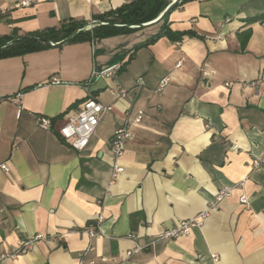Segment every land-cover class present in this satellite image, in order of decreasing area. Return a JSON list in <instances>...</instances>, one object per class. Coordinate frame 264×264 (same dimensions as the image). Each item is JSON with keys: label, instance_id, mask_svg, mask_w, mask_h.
Listing matches in <instances>:
<instances>
[{"label": "crops", "instance_id": "0c3cea01", "mask_svg": "<svg viewBox=\"0 0 264 264\" xmlns=\"http://www.w3.org/2000/svg\"><path fill=\"white\" fill-rule=\"evenodd\" d=\"M20 1L0 0L9 29L0 37L60 28L67 19L90 29L97 16L135 0L17 8ZM167 25L184 34L179 42L161 37L134 52L161 22L0 59V166L9 168L0 169V264H264V0L182 1ZM117 63L129 95L116 98L114 79L92 82L113 108L77 151L58 130L82 109L92 72ZM139 79L145 86L136 94ZM130 108L131 119L140 109L145 115L116 158L111 140ZM38 116L52 118V129L38 127ZM115 164L124 171L113 181ZM200 214L201 226L161 238ZM37 234L47 238L12 257ZM136 244L143 249L129 257Z\"/></svg>", "mask_w": 264, "mask_h": 264}, {"label": "built area", "instance_id": "2783aa9c", "mask_svg": "<svg viewBox=\"0 0 264 264\" xmlns=\"http://www.w3.org/2000/svg\"><path fill=\"white\" fill-rule=\"evenodd\" d=\"M35 2L36 0H21L16 7H29ZM7 11L8 9H4L0 5V17H2V15ZM181 65L182 62H178L177 66ZM122 68L123 63H117L101 71L94 70L90 78L83 84L84 90L86 92V99L83 103L82 109L76 116L69 117L65 124L58 130V135L73 149L81 152L88 147L100 124L101 119L113 108L112 105L108 106L103 104L91 91V85L95 79H114L115 87L112 89V93L115 94L117 99H126L128 97L129 90L122 87L117 80ZM53 81L54 83L58 82L56 79H53ZM169 81L170 79L168 77L161 80L157 91H161L169 83ZM144 86V81L139 79L136 82V94H138L140 90L144 88ZM131 112V108L126 111V124L115 131L111 140V148L116 158L121 156L126 148L127 142L133 137L132 124L142 123L145 115V111L140 109L136 112L135 117L131 119ZM36 124L38 127L44 130H51L53 126V119L47 116H38L36 119ZM259 165L260 161L256 160L254 162V166ZM0 169L4 170L5 172H9V168L6 164L1 165ZM123 171L124 169L121 166L115 164L113 168V181H115L119 174H121ZM244 185L245 181H241L232 186L224 187L219 193L218 201H221L224 197L230 196L235 189H241L244 187ZM240 201L245 205L250 203L249 198L245 195L240 198ZM205 215L206 214H200L195 218L182 221L178 227L166 230L161 235V238H177L179 236L188 234L192 228L202 225ZM87 233L90 236H94L96 232L94 228H90L87 230ZM130 237H133V235ZM46 238L47 237L45 235L37 234L30 240L22 241L18 252L13 254L12 257L17 254L26 253L35 241L44 240ZM142 249V246L136 244L135 248L128 252V256L130 257L133 253L140 252Z\"/></svg>", "mask_w": 264, "mask_h": 264}, {"label": "trees", "instance_id": "16d2710c", "mask_svg": "<svg viewBox=\"0 0 264 264\" xmlns=\"http://www.w3.org/2000/svg\"><path fill=\"white\" fill-rule=\"evenodd\" d=\"M186 0H183V2ZM170 0H135L126 3L116 10L97 16V21L91 29L84 20H64L60 28H48L40 32H34L22 37L5 35L0 37V59L22 56L27 53L42 51L52 47L50 43L42 39H48L52 43H58L72 34L75 35L68 43L100 40L111 36L130 34L139 28H126L124 25H140L156 20L169 5ZM169 17L162 21L160 32L145 43L138 45L134 52L140 48L157 41L161 37H168L171 41L179 42L184 34L176 33L167 25ZM113 25H119L115 27ZM28 36V37H27ZM25 37V38H24ZM27 37V38H26ZM18 38V40H16ZM9 42L12 44L7 45ZM6 47H2L5 46ZM124 66V65H123ZM26 91L22 89L20 92Z\"/></svg>", "mask_w": 264, "mask_h": 264}, {"label": "water", "instance_id": "95a60500", "mask_svg": "<svg viewBox=\"0 0 264 264\" xmlns=\"http://www.w3.org/2000/svg\"><path fill=\"white\" fill-rule=\"evenodd\" d=\"M183 0H170V3L169 5L166 7V9L159 15V17L152 21V22H148V23H144V24H140V25H124L123 27H126V28H139V29H144V28H147V27H150V26H153V25H156L158 23H161L165 18L169 17L171 15V13L174 11V9L182 2ZM95 24V22H92L89 27L92 28L93 25ZM115 27H119V25H113ZM75 35L72 34L70 37L66 38L65 40L59 42V43H52L50 42V40L48 39H42L44 42L46 43H50L52 46L53 45H60V44H65V43H68L69 40ZM28 37V36H27ZM26 37V38H27ZM25 38V37H24ZM18 40V38L16 39ZM12 44V42H9L7 45H10ZM7 45L5 46H2L3 48L6 47Z\"/></svg>", "mask_w": 264, "mask_h": 264}, {"label": "rangeland", "instance_id": "374dc122", "mask_svg": "<svg viewBox=\"0 0 264 264\" xmlns=\"http://www.w3.org/2000/svg\"><path fill=\"white\" fill-rule=\"evenodd\" d=\"M9 29H8V25L4 22L1 21L0 19V35L7 32Z\"/></svg>", "mask_w": 264, "mask_h": 264}]
</instances>
